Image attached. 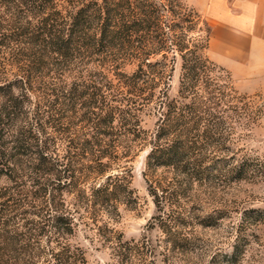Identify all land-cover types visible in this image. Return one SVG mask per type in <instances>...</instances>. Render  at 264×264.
Returning <instances> with one entry per match:
<instances>
[{
	"label": "trees",
	"instance_id": "obj_1",
	"mask_svg": "<svg viewBox=\"0 0 264 264\" xmlns=\"http://www.w3.org/2000/svg\"><path fill=\"white\" fill-rule=\"evenodd\" d=\"M211 35L185 0H0V264H89L82 231L123 264L143 258L112 225L137 203L145 146L154 226L171 236L161 214L185 191L249 174L230 120L250 128L261 114L208 57Z\"/></svg>",
	"mask_w": 264,
	"mask_h": 264
},
{
	"label": "rangeland",
	"instance_id": "obj_2",
	"mask_svg": "<svg viewBox=\"0 0 264 264\" xmlns=\"http://www.w3.org/2000/svg\"><path fill=\"white\" fill-rule=\"evenodd\" d=\"M185 1L209 24L197 0ZM222 41V37L217 36L212 45L210 42L208 57L230 74L238 92L248 96L261 114L258 122L250 128L230 120L234 146L239 151V159L249 161L250 172L230 183L195 184L184 192L180 202L174 197L181 208L176 205L174 211L168 208L161 214L168 221L173 217L176 220L174 230L181 233L171 236L154 226V218L160 212L144 176L150 147H143L132 163V187L137 203L130 209L122 206L120 219L112 225L124 235L123 242H127L132 251L142 250L141 246L145 244L146 255L143 258L132 256L128 264H264V72L235 77L214 59L220 54ZM134 69V66H128L125 71L132 73ZM180 75L181 63L178 61L171 80V96L177 94ZM155 124L153 113L142 115L141 126L148 133L154 132ZM162 172L159 170L158 174ZM241 232L247 252L239 260ZM76 241L85 251L89 264H123L112 249L115 244L104 243L99 235L82 231Z\"/></svg>",
	"mask_w": 264,
	"mask_h": 264
},
{
	"label": "crops",
	"instance_id": "obj_3",
	"mask_svg": "<svg viewBox=\"0 0 264 264\" xmlns=\"http://www.w3.org/2000/svg\"><path fill=\"white\" fill-rule=\"evenodd\" d=\"M209 22L211 45L221 36L215 61L239 74L264 72V0H197Z\"/></svg>",
	"mask_w": 264,
	"mask_h": 264
}]
</instances>
